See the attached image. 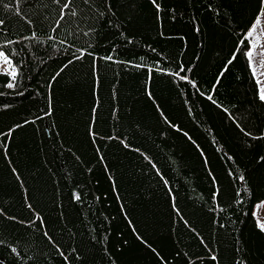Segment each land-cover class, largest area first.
<instances>
[{
	"label": "trees",
	"instance_id": "16d2710c",
	"mask_svg": "<svg viewBox=\"0 0 264 264\" xmlns=\"http://www.w3.org/2000/svg\"><path fill=\"white\" fill-rule=\"evenodd\" d=\"M111 2L117 13L114 23L122 24L119 31L130 36L131 43L120 36L116 29L99 22H85L79 18V13L76 18L69 15L61 25L52 28L57 15L56 6L51 4V0H32L34 6L24 3L23 0H3V3L13 5L11 9H5L0 3V19L6 20V26L11 33L9 38L30 37L31 32L36 31L42 42L41 45L33 44L30 40L21 42V46L30 45L25 59L34 65L31 73L34 78L31 86L25 83L23 97H0V102L13 105L10 110L0 111V130L11 122L19 123L21 116H40V110H46L47 93H51L55 110L54 116L41 117L37 122L23 125L14 131L9 137L8 160H5L3 150H0V206H4L9 215L21 211L22 191L11 172V167H16L30 189L33 202L39 203L51 221L49 228L54 238L59 235L56 228H62L67 223L76 232L75 241L87 251L90 249L87 227L95 226L101 233L110 227L108 248L116 264H156L153 255L135 239L123 215L118 212V205L111 198V193L101 206V210L107 209V215L115 217L110 224L97 223L96 216L91 213L86 217L78 215L79 205L74 207L68 202L69 190L76 184L88 185L91 192L101 196L108 190L109 182L102 171V165L91 160L95 148L99 147L106 162L114 170L113 174L118 178L121 194L125 197L126 210L129 211V218L137 231L148 238L150 243L155 242L154 246L158 250L162 248L164 252H168L173 248H182L202 254L195 235L175 218V213L162 191V185L158 183V177L152 171H145L150 169L147 161L139 154L124 149L115 140L97 139L95 145L91 143L87 126L95 117L93 128L101 136L111 135L113 132L127 134L134 147H140L154 158L157 166L170 180L177 194V206L182 209L185 218L206 239L212 241V246L219 247L221 264H229L232 252L240 247L247 252L252 264H264V236L253 229L251 219L244 215L247 202L241 205L231 203L230 178L225 172L228 167L235 168V165L226 160V154L234 155L241 170L248 166V172L256 186V194L264 192V167H256L252 163L255 153L264 155V141H251L252 151L246 150L238 130L227 119L226 114L206 98H201L198 94L192 96L194 90L180 82L193 108V115L188 116L187 108L182 104L184 97L177 95V89L169 83L168 77L154 72L156 60H160L162 66L173 69L177 58L191 62L196 65L194 78L200 81L201 91L211 92L230 111L232 105H236L241 111L248 109L252 115V123L264 126V108L258 102L250 103L253 99L251 80L242 60L230 65L216 90L211 87L232 43L226 27L222 21L217 23L216 18L205 15L204 11H197L207 0H168L167 7L173 4L177 6L178 19L171 21L165 16L162 24H157L154 20L149 0ZM224 3L225 10L234 14L236 21L242 22L247 14V0H224ZM44 5H47L46 9ZM16 9H20L21 15L16 14ZM41 11L47 17L43 26L29 25L22 18L34 19V14ZM180 12L184 13L183 17L179 16ZM192 15H196L200 23L199 36L191 30ZM90 26L99 27L98 34L91 39L77 32V29L86 31ZM161 31L163 36L160 35ZM181 35L185 37L184 40L180 39ZM105 36L107 40L104 39ZM205 36L207 40L200 47L199 41ZM2 38L3 35L0 34V39ZM61 40L64 44H61ZM53 44L55 48L52 47ZM80 47H86L88 53H96L98 84H94L91 72L92 57L86 54L79 60L72 59L74 55L79 56ZM152 48L156 52H152ZM106 55H111L113 60L102 59ZM164 56L170 60L165 61ZM128 60L143 66H126L123 62ZM150 73L151 91L161 109L173 122L180 124L185 130H190V135L205 150L210 161L208 167L213 170L220 188L223 189L219 207L215 208V216L226 223V229H217L210 222L212 213L208 209L213 204L209 199V189L212 185L197 150L174 130L168 129L167 137L159 134L167 126L163 124L159 113L143 90ZM53 75L57 78L51 85H47ZM33 88L41 95L35 96ZM0 91L4 89L0 87ZM94 105L97 108L96 113L92 112ZM113 109H116L115 113ZM235 114L240 116V112ZM209 128L212 131H207ZM213 136L224 151L215 150L217 145L211 143ZM69 148L71 152L68 151ZM73 153L79 155L83 161L91 160V163L78 164ZM89 167L93 171L88 172L86 169ZM138 168L141 169L140 172L136 171ZM65 169L73 173L71 181H65L62 175ZM235 186H239V182ZM54 199L57 203L63 202L67 221H57L60 209L54 208ZM88 200L91 203V197ZM92 212L98 213V210L93 208ZM0 231L4 237L9 234L15 237L23 235L25 230L10 221L0 220ZM33 232L31 228L27 230V235L21 242V254L29 249V254H34L38 247L46 251L39 233L33 235ZM62 240H68L67 233ZM123 240H127L128 244L122 246L121 250L117 245H122ZM38 259L40 264H61L55 253L48 260H44L42 256ZM88 264H102L100 255L90 258Z\"/></svg>",
	"mask_w": 264,
	"mask_h": 264
},
{
	"label": "snow or ice",
	"instance_id": "6c2138e0",
	"mask_svg": "<svg viewBox=\"0 0 264 264\" xmlns=\"http://www.w3.org/2000/svg\"><path fill=\"white\" fill-rule=\"evenodd\" d=\"M16 2H20V0H16ZM23 2L28 3L30 6H34L32 5V0H23ZM0 3L3 4L5 9H11L13 7L11 3H3V0H0ZM149 3L153 9L154 20L157 24H162L165 16L171 21H176L178 19L177 6L173 4L171 7H167L168 0H149ZM51 4L56 6L57 15V19L52 23V28H57V26L61 25L62 21L69 15L76 18L79 13V18L85 22H91L92 24L99 22L107 27L116 29L118 34L124 37L128 43L132 42L130 36H125V32L119 31L122 24L114 23V18L117 16V13L113 9L111 0H51ZM81 5H83V7H81ZM247 5V14L242 22L236 21L235 15L225 10L224 0H207L206 3L201 5V9H198L197 11H204L205 15H211L213 18L217 19V23L222 21L229 33V38L232 41L225 60L222 61V67L218 70L219 74L214 77L215 83L211 85L212 89L216 90L218 88V84L222 82V76L229 70L230 65L237 60H242L245 70L249 73V79L251 80L253 99L250 103L256 104L258 102L259 106L264 108V0H247ZM43 7L46 9L47 5H44ZM16 14L21 15L20 9H16ZM179 16L183 17L184 13L180 12ZM22 18L25 19L27 24L32 26H35L36 24L43 26L44 20L47 19V17L44 16L43 11L34 14V19H29L27 17ZM234 21L235 25L233 26ZM190 26L191 30L199 36L201 33V27L200 23L197 21L196 15L191 16ZM77 32L80 35L91 39L98 34L99 27L90 26L86 31L77 29ZM0 34L3 35V38L0 39V87L4 89V91H0V97H23L25 94V83L27 82V84L31 86V81L34 78L31 75L34 70V65L29 64L28 60L25 59L30 45L25 44L21 46V42L30 40L36 45H41L42 42L36 31L31 32L30 37L17 36L15 38H9L11 33L6 26L5 19H0ZM70 35H72V33H70ZM160 35L163 36L164 33L161 31ZM76 38L79 39V36ZM104 39L107 40V36H105ZM180 39L184 40L185 37L181 35ZM206 40V36L201 37L199 46L203 47ZM61 44H64L63 40H61ZM52 47L55 48V45L53 44ZM151 51L156 52V49L152 48ZM78 52L79 56L74 55L72 57L73 60H79L80 57H83L86 54L92 57L91 72L94 78V84H98L99 75L95 51L88 53L86 47H80ZM102 59L111 61L113 60V57L111 55H106L102 57ZM163 59L165 61L170 60L167 56H164ZM196 59L198 60L199 57H196ZM40 63H43V61H40ZM69 63H71V61H69ZM123 63L126 66H134L136 68L143 66L141 64H134L131 60L124 61ZM195 67L196 65L191 62H184L180 58L176 59L174 69L172 67L162 66L161 61L156 60L154 64V72L168 77L169 83L173 84L177 89V95L179 97H184L182 104L187 108L188 116L193 115V108L191 106L190 98L187 97L180 82H184L187 87L194 90L192 96L198 94L199 97L206 98L212 105L221 109L222 112L226 114L227 119L231 124L234 125L235 129L238 130V135L241 136L246 150L252 151L253 144L251 141L257 143L264 141V126L252 123V115L249 113L248 109L241 111L236 105H232V110L230 111L228 107H224L222 103L218 102L211 92L201 91L200 81L194 78ZM56 78L57 77L53 75L51 79L47 81V85H51L52 81ZM151 78L152 74L150 73L148 79L145 81L143 90L147 98L154 105L156 112L159 113L163 124L167 126V128L159 134L162 137H167L168 129L174 130L175 132L180 133L183 138H186L190 145L197 150L199 156L203 159V165L207 170V176L210 178V184L212 185L209 189V199L213 204V207L208 209V212L212 213L209 217L210 222L211 224L216 225L217 229H226V223L221 222L220 219L215 216V208L219 207V198L223 189L220 188L219 181L214 175L213 170L208 167L210 161L205 150L197 140L190 135V130H185L180 124L173 122V120L165 114V111L161 109L160 104L157 103V98L151 91L149 84ZM237 79H239V77H237ZM33 94L35 96L41 95L36 88H33ZM93 95H96L95 87L93 88ZM113 95H115V93H113ZM45 99L47 101L46 110H40V116H36L35 114L30 115L29 118L21 116L19 123L11 122L9 125H5L3 130H0V150H3L5 160H8V150L10 148L9 137L12 136L15 130H18L23 125L35 123L41 117L55 115V110L52 106L51 93H47ZM12 108L13 105L11 103L0 102V111L10 110ZM112 111L115 113L116 109H113ZM92 112H97L95 105L92 108ZM237 112H240V116L235 114ZM94 120L95 117H93V121H90L87 126V135L92 138L91 143L95 145L97 139H106L108 141L115 140L122 145L124 149L139 154L144 161H147L148 165H150V169H145V171H152L155 176L158 177V183L162 185V191H164V194L170 203L172 212L175 213V218H178L179 221L183 223L184 227L187 228L190 233L195 235L198 240V247H200L202 254H198L195 251L189 252L182 248H173L168 252H164L162 248L158 250V247L154 246L155 242L150 243L148 238L137 231V227L129 218V211L126 210L124 203L125 197L121 194L122 189L117 182L118 178L113 174L114 170L111 169L109 163L106 162L105 155L101 153L99 147L95 148L91 160H96L102 165V171L105 174L106 180L109 182V188L101 196L91 192L88 189V185L81 186L76 184L72 187L69 190L68 202L74 207L79 205V208L77 209L78 215L86 217L91 213L96 216L97 223L110 224L111 220L115 219V217L107 215V209L101 210V206L103 205L104 200L109 198V193H111V198L118 205V212L123 215V218L131 229L135 239L145 250H148L153 255L156 264H221L219 247L212 246V241L206 239V237L197 231L196 227H193L189 223V220L185 218L182 209L177 206V194L174 192L170 180L166 178V174L157 166L154 158L148 155L146 151H142L140 147H134L127 134L113 132L111 135L101 136L100 133L93 128ZM136 127L138 128L139 125ZM207 131H212V129L209 128ZM132 134L135 135V132ZM211 143L217 145L215 149L217 152L224 151L222 147L218 146V141L215 136L212 137ZM68 151L71 152L72 150L69 148ZM73 155L78 164L91 163V160L83 161L79 155H75L74 153ZM226 160L235 165V168L228 167L225 169L226 176L230 178L229 187L232 191L231 203L241 205L247 202V210L244 215L251 219L253 229L257 230L259 235L264 236V216L260 214L261 211L264 210V192H261L259 195L256 194V186L253 184V178L248 172L247 165L241 170L237 159L231 154H226ZM252 163L256 167H264V155L259 152L255 153L252 158ZM9 164H11L10 160ZM86 170L88 172L93 171L90 167ZM136 171L140 172L141 169L138 168ZM11 172L15 176L16 181L19 182V187L22 191L21 211L9 215L6 208L0 206V220L10 221L14 225L24 228L25 231L23 235H17L15 237L11 234L4 237L3 232L0 231V264H25V262H29V264H33V262L34 264H40L38 257L42 256L44 260H48L49 256L53 253L58 256L61 264H88L89 259L94 258L97 254L100 255L102 264H116V260L113 258L112 253L108 248V233L111 232L110 227L105 229L103 233L97 231L95 226L89 225L87 227V242L90 245V249L87 251L75 241L74 237L76 236V232L73 231L72 228H69L67 223H65L62 228H56V232L59 235L57 238H54L49 228L51 221L47 217L43 208L40 207L39 203L33 202L30 189L26 186V182L21 178V174L16 167H11ZM62 175L66 182L72 180L73 173L69 172L67 169H65ZM236 182H239V186H235ZM262 182H264V180H262ZM96 184H99L98 180L96 181ZM88 197H91V203H89ZM53 206L54 208L60 209L57 221H67V214L64 211L63 202L57 203L54 199ZM93 208H96L98 213L92 212ZM221 211H223V209H221ZM230 216L231 213H229V217ZM73 227L75 226L73 225ZM29 228L34 230L33 235L39 233V238L43 242V249H46V251L41 250L38 247L37 252L34 254H29L31 249L21 254V242L25 239ZM65 233L68 234L67 241L62 240ZM127 244L128 241L123 240L122 245H117V247L123 250L122 246H127ZM229 264H252V262L248 257L247 252L240 247L234 249L232 252Z\"/></svg>",
	"mask_w": 264,
	"mask_h": 264
},
{
	"label": "rangeland",
	"instance_id": "374dc122",
	"mask_svg": "<svg viewBox=\"0 0 264 264\" xmlns=\"http://www.w3.org/2000/svg\"><path fill=\"white\" fill-rule=\"evenodd\" d=\"M260 214H261L262 216H264V210H262Z\"/></svg>",
	"mask_w": 264,
	"mask_h": 264
}]
</instances>
